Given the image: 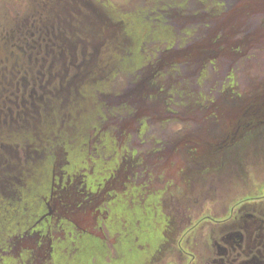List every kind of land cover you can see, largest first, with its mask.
<instances>
[{
  "label": "rangeland",
  "instance_id": "obj_1",
  "mask_svg": "<svg viewBox=\"0 0 264 264\" xmlns=\"http://www.w3.org/2000/svg\"><path fill=\"white\" fill-rule=\"evenodd\" d=\"M74 1L78 4L73 5ZM92 1L93 4H91V0H0V99L7 96L12 98L20 96L17 100L18 105L23 104V102L27 103L32 110H38L37 106L41 107L39 109L40 119L46 120L48 110L45 112V108L48 107L46 102L48 99L54 97L53 102L57 104L61 100L72 96L71 94L77 91V87L79 88L78 91H80L83 85L87 84L90 79H95V76L104 77V73L102 76L100 75L101 71H99V68L104 66V63L106 64V61L117 51V45L121 42L124 35L122 33L121 19L111 15L112 13L107 11L108 8L131 17V19H128L129 24L132 19L137 18L141 14L142 23L146 27H152L153 31L163 29L166 33L171 34V36L179 34L182 30H191L192 35H190V38H187L185 43L177 44V42L168 52H165L168 46L163 45L161 47L165 55L158 56L157 68L160 72L155 71L156 76L152 73L150 74V77L156 78L152 81L167 82L166 77L162 76L163 72L167 69L165 61L167 63H184L186 66L196 63L199 64L198 67H206L208 71V76L203 81V84L194 87L197 93H203L207 97H210L209 94L218 86L220 78L225 76L227 72H230L229 70L234 69L236 71L235 75L239 91L248 97L254 92L253 96L256 95L257 97L259 95L260 97L262 95L260 93L264 90V28L261 25H257L260 20L264 19V0H215L222 2L223 5L225 4L222 8L224 10L220 9L218 11L214 9V14L217 15L211 18L202 16V12L206 9L204 7H200L199 9V0H179L180 7L175 5L170 7L164 6V2L167 0H157L154 2H151V0ZM181 5L183 8H181ZM221 6L219 5L217 9L221 8ZM92 7L100 9L98 13H103V19L105 20L103 22L107 23L108 28L104 27L103 30H99L97 32L99 36L91 35L93 36L91 39L90 36H85V32L80 33L72 26L69 28L71 31H67L66 35L76 39V41L72 40L60 46L62 43L61 37L57 31L55 34L53 33L52 25L56 28L64 26L65 22L63 20L66 21V24H78V19L85 13L92 14ZM70 9H74V12L70 11ZM75 12L77 14H74ZM93 13V16L97 15L95 8L93 9ZM164 17H166L167 25L164 23ZM247 18H251V21L256 22V27L252 28L253 24L251 25ZM46 28H50V32ZM39 37H41L40 40L38 39ZM151 38L152 36L148 37L149 40ZM25 40L27 41L25 42ZM148 47L150 48V46ZM240 47L241 52H239ZM19 56L21 59H19ZM53 56L58 58L54 63ZM38 57L40 58L39 61H37ZM44 57L46 61H43ZM41 68L46 74L44 79L36 77V72H38V69L41 70ZM27 70H29V73H26ZM145 71L148 75L149 70ZM152 71L150 70V72ZM50 72L53 74L51 75ZM109 77L110 75L105 79L107 84L111 80ZM135 78L134 74L126 76L122 74L114 77L110 81L111 84L107 85L103 93L97 94L91 100L83 98L84 108L82 107V100L80 106L79 103L73 105L74 108L75 106L78 107L76 113L80 114L82 109L84 110L86 107L87 109L84 111H89L93 108V111L91 110L93 118L91 124H96L99 123V117H95L94 112L101 109L107 111V108L118 102H126L129 105L134 102L135 106L132 113L127 111L128 109L126 111L118 110L116 116L110 115L108 117L110 119L103 126L105 128L113 127V134H116L117 137L122 136L127 141L130 131L135 129V127L137 128L140 122L146 121L148 125L146 126L144 139L149 135L160 136L171 143L170 146L167 145L164 149V151L166 150L165 157L171 155L170 150L172 151L173 146L178 143L175 148L176 151L173 154L179 156L183 152L195 150L194 152L196 153L192 154L196 155L195 161L209 168L210 164L208 160L212 158L209 153L214 148L209 147L206 142L213 141L212 133L217 134L218 131H210L211 121L218 120V122L223 123L220 126L221 133L226 134V131L233 133L236 131L237 120L241 119V116L238 118L237 116L241 113L242 108L240 109L239 105L235 108L233 106H226L223 98L216 100V104L204 102L201 105L199 103L201 107L206 106V109L197 108L199 104H196V102H203L202 100H197L194 101L191 108L183 112L182 116L184 119L175 118L176 120H172L171 118H167L164 120L162 119L165 116L163 112L166 109L164 102L159 103L160 101H157L155 103L150 97H145L147 93L150 96L153 93L149 89V83L152 81L143 77L144 79H142L140 84L134 85ZM56 85L59 86L58 90L53 91L54 95L49 94L48 92L53 90ZM42 87H45L44 91ZM56 93H59L57 97L55 96L57 95ZM22 95L25 96L23 99ZM260 100H264V95ZM13 106H16L15 102ZM97 106L100 107L98 108ZM51 107L52 104H50L48 109L53 111ZM1 109L7 110L6 107L1 108L0 106V115L5 113L4 111L2 113ZM7 111L17 120L14 116L15 112L18 111L16 107L14 108V112ZM33 113L35 112L33 111ZM213 114H216L217 119H213L215 118ZM233 115L234 117H232ZM80 121L82 119L79 120L78 116L77 120L72 121V124L79 126L78 123ZM230 121L234 123L233 127L228 126L230 125ZM21 123L20 120H17V127H14L17 129L21 128ZM164 125L169 128L167 132L166 127H163ZM12 128L8 121L0 119L1 134L4 133L6 137L5 129L13 130ZM85 132V135L90 137L88 146L84 145V148L89 153L86 158L88 166L87 164L83 165L87 167L80 168L77 172L71 171L70 174L75 173L73 182L69 181L67 175L64 174V168L60 166L59 159H56V165L52 172L55 176V182H53L54 196L56 199L62 200L60 204L62 206L58 204L59 208L55 211L64 220H67V217L71 218L74 221L75 227L80 230L82 228H92L93 224L90 221L95 212L91 204H84L82 202L81 207L78 209L74 208V204L78 203V200L81 199L78 196V192L80 191L79 189L84 187V177L82 176L88 171L94 170L98 156V153L92 150L94 139L91 137L94 135L90 133V128L86 129ZM223 138L221 137V139ZM45 145L47 146L46 148L51 147L47 143ZM144 146L140 147V151L147 153L149 147L146 148L147 145ZM10 148L8 146L7 156L13 160L20 157L21 159L18 162L22 167H25L29 149L19 150L16 147L14 149L13 147ZM1 149L5 152L3 148ZM92 152L94 153L91 154ZM244 152L239 159H230L227 168L217 172L218 175H199L197 176L198 181L194 182L191 172L187 169L191 168V164H187L182 159H179L182 165L180 169L183 170L182 179L186 180H184L185 184L181 187V177L175 176L173 181L175 189L169 191L171 193L170 198L172 200L182 199L184 205L188 203L189 198L192 196L199 199L198 203L204 197L210 196L212 198L210 201L205 202L204 205L197 204L192 206L193 209L189 213L191 216L193 215L192 218L196 215L199 217L203 216L197 222L194 220L196 218H194L187 225V229L193 225L196 226L192 231L194 234L198 232L200 241L205 240L203 236L206 237V232L203 231L209 228L207 224V221H209L207 220L209 219L208 217L211 216L212 218V216H216L217 219H223L231 210L229 205L235 204L238 199L241 200L248 196L250 197L249 203L253 207L257 204L256 206L262 207L264 210V138L252 144ZM56 153L60 156L62 155L59 152ZM148 157L149 153L143 155L144 159ZM162 161V163H165L164 160ZM152 162L154 163V160ZM127 166V164L121 165L122 169L119 170L121 172H118V178L110 180L104 189L109 188L122 193L120 190L121 183L126 184L129 182L126 179L130 173ZM145 168L144 165L141 166V169ZM152 171L156 173V168H152ZM212 178L215 179L213 180ZM176 183L178 184L176 185ZM256 185H258L259 189L256 188ZM202 190L203 194L201 193ZM172 193H174V196H172ZM99 197H96L97 199L92 204L99 200ZM225 199H228V204H226ZM50 203L54 204L51 200ZM1 213L0 218L2 216ZM183 223L179 222V225L181 226ZM50 225L51 232L61 231V228L55 227L53 222H50ZM184 225L186 224L184 223ZM202 225L204 228L199 227ZM36 226L39 228L41 224H37ZM6 237L7 234L4 238ZM4 238L2 237V239ZM12 238V240L10 238L7 239V245L11 247V254L8 255L10 259H13L12 257L19 245V236L15 234L12 235ZM28 239L26 238V242ZM220 242L224 245L222 241ZM27 244L31 247L33 255L36 257L43 253V249L38 248L36 245L34 246V243L27 242ZM43 244V248H47L46 241ZM4 251L5 248L2 249L0 247V255ZM173 260L180 263V260L177 258ZM186 261L187 259L184 262ZM0 262L2 261L0 260Z\"/></svg>",
  "mask_w": 264,
  "mask_h": 264
},
{
  "label": "flooded vegetation",
  "instance_id": "obj_2",
  "mask_svg": "<svg viewBox=\"0 0 264 264\" xmlns=\"http://www.w3.org/2000/svg\"><path fill=\"white\" fill-rule=\"evenodd\" d=\"M77 4L76 1L73 2V5ZM91 4H93L92 0ZM94 8L97 10V15L95 16H93ZM91 10L92 14L89 15V13H85L80 19H78V24H66V21L63 20L65 22L64 26H58V28H56L52 25L53 33L55 34L57 31L58 35L61 37L62 45L71 42L72 40H74V42L76 41V39L72 37L70 38L66 35L67 31H71L69 28L72 26L80 33L85 32L86 34L87 24L94 25L91 28V33L93 35H98L97 32L100 29L96 27L98 26V19H101L102 12L98 13L100 11L98 7H92ZM70 11L74 12V9H70ZM74 14L77 13L75 12ZM93 20H95L96 23L91 22ZM46 30L50 32V28H46ZM38 39L40 40L41 37ZM26 41L27 40H25V42ZM19 59H21L20 56ZM57 59L56 56H53V63L56 62ZM39 60L40 58L38 57L37 61ZM43 61H46L45 57L43 58ZM42 68L44 69L43 66ZM42 68L41 70L38 69V72H36L37 78H45L46 74ZM26 73H29V70H27ZM50 74L52 75L53 73L50 72ZM40 83L42 84V82ZM40 83L39 85H41ZM44 88L45 87H42V90ZM58 88L59 86L56 85L54 86V89L48 93L54 95L53 91L58 90ZM235 89H233L232 92H228V89L220 86L219 89L214 88L211 92V97L209 99L211 104H216V100L223 98L226 106H233L235 108L239 105L240 109H242L241 113L237 116V118L241 116V119L237 120L236 131L233 133H228L226 131V134H223L221 133L220 127L223 123L216 120L212 121L214 123L213 125L211 122L210 131H218L217 134L212 133L213 141L206 142L210 147L215 149L209 153V155L212 156V158L208 160L210 165L218 164L222 158L225 160L228 159L229 162L230 159H239L245 152H238V141L251 140L253 134L258 135L261 132V127L264 124V100H260L264 95V90L260 93L262 94L260 97L259 95H257V97L256 95L253 96L255 92L248 97L239 91L238 88ZM24 97L25 96L22 95V99ZM19 98L20 96L15 98L7 96L2 99L5 101L9 100L10 102H4L3 107H6L7 110L14 112L15 107L18 109L15 114L19 117L18 120L22 122L20 137L13 138L15 139L14 145L17 149L21 150L24 149L21 140L25 138L24 135L28 134L27 132L29 129L27 126L32 124H30L27 118L32 115L31 112H38L39 106H37V111L30 109L28 104L24 102L23 104L18 105L17 100ZM53 98L54 97L49 99L52 107L54 103ZM15 101L17 103L14 107L13 103ZM50 104H48V107ZM7 110L6 112L8 113ZM1 112H3V110ZM7 113H5V115ZM215 115L216 114H213V117H215L213 119H217ZM232 117H234V115ZM228 126L233 127L234 123L230 121V125ZM99 127L97 128V131L94 132L99 131L96 138L98 139L100 136L97 141L100 149H93L92 147V150H94L95 153H98L97 159L100 160V164L97 168L94 167V170L88 171L84 175V187L79 189L80 191L78 192V196L81 199L78 200V203L74 204V208L76 209L81 207L82 202L84 204H91V207L95 212L90 221V223L93 224L91 228L92 230L86 228L80 230L75 227L74 221L71 218L67 217V220H64L61 216L57 215L55 210L59 208L58 204L60 205L62 200H58L54 196L55 191L53 189V182H55V176L53 174L49 195L48 197L41 199V202L37 207V212L32 215L34 219L26 221V223L18 226L13 232L19 236V245L16 248V253H14L12 257L13 259H10L8 256L11 254V247L7 245V241H4L3 244L5 246V251L2 253L3 257H1L0 260L5 262H0V264H67L64 260L62 262L53 261L54 252L57 251L58 253H62V256H64L65 259V254L69 256H83L89 249L95 251L94 253H96L97 256L100 254L102 257H105L104 259H109V261H107L109 264H112V261L110 262L112 259L115 260L113 264H124L126 261L128 264H264V210L262 207L259 208L256 206L257 204L253 207V205L249 203L250 197L248 196L241 200L238 199L233 205H229L231 210L223 219H217L216 216H212V220L211 216L208 217L209 219L207 220L209 221H207V224L209 228L203 231L206 232V237L203 236L205 238L204 241H200L201 239L198 232L195 234L193 233L192 229L196 227L195 225L187 229V225H189L194 218H196L194 219L196 222L200 218H203V216L199 217L197 215L192 218L193 215L191 216V214H189L193 209L192 206L197 204L204 205L205 202L212 199L210 196L204 198L202 196L203 200H200V203H198L199 199L192 196L189 198L188 203L184 205L182 199L172 200L170 198L171 193H169V191L175 189L173 185L175 176L181 177V187L185 184L184 180H186L182 179L183 170L180 169L182 165L179 162V159H182L187 164H191V168L187 169L191 172L193 182L198 181L197 176L200 175V167L197 166L199 162L195 161L196 155H192L196 153L194 150L180 154L176 162L177 166L173 168L171 172L158 173L155 175L157 176L156 180H158V183L154 182V186L145 187V191L142 192L143 195L145 192V194H149L152 197H150L152 202L148 204V207H145L146 215L149 217L147 228L144 229V231H146L147 241L141 246L140 244L137 245L136 240L132 238L131 234L135 233L132 226L137 228L138 223H132V226L130 227H127L126 223L127 219L132 217L130 210L136 208V195L138 196L139 193L136 191L133 192V187L138 186V183H135L136 181L134 178L136 173L141 170V166L137 170L135 169L136 164L134 157H136V153L134 152V149H131L130 152H128V148L121 147V144L124 142L126 143L134 140L133 134L135 129L133 131L131 130L132 134L130 131V136L127 141L123 139L124 137L117 138L120 144L117 145L118 148L116 149L110 136L108 138L107 135L101 134L105 130V127ZM168 129L169 128L166 127V132ZM21 132H24L23 136H21ZM239 132L241 134L238 138L237 136ZM144 134L145 133L142 132L140 135L145 137ZM35 136V140L39 138V135ZM149 137H152V135H149ZM169 137L172 139L171 136ZM221 137L224 138L221 139ZM235 139L236 141H234ZM226 142L229 144V149L225 152L220 151L219 149L222 148L223 143ZM45 143L50 145L49 141H45ZM8 145L13 147V144L10 145L1 141L0 148L5 150V147H8ZM177 145L178 143L173 146V149H175ZM33 146V144H28L27 148L32 149ZM134 146H136L135 140L132 141V146L130 147L134 148ZM37 147L39 148V146ZM35 151L34 153L36 155H39L41 152L38 150ZM93 153L94 152L91 154ZM6 154L7 148L5 152L0 151V156H5ZM43 158L44 156H42V159ZM125 164L128 165L127 168L130 170L129 175L126 177L129 182L126 184L121 183L120 190L125 191L126 189H130L132 192L126 195L120 194V191L117 192V190L114 191L109 188L104 189L105 185L110 180L118 178V172H121L119 170L122 169L121 165ZM60 166H62V163H60ZM216 170V167H211L208 174L213 175ZM66 175L68 180L73 182L75 173H67ZM202 175L204 174L202 173ZM212 179L214 180L215 178ZM177 184L178 183H176V185ZM256 188L259 189L258 185H256ZM185 190L187 191V189ZM201 193L203 194V190ZM98 196H100L99 200L92 204ZM172 196H174V193H172ZM229 197L231 199L230 195ZM143 198H141L142 203H145ZM50 200L53 201L54 204L50 203ZM225 201L226 204H228V199H225ZM50 222H53L55 227L61 228V231L51 232ZM179 222H184L186 225L183 223L180 226ZM37 224H41V226L38 228L36 226ZM199 227L204 228L203 225ZM130 228L133 230L128 232L125 231ZM31 236L32 239H30ZM26 238H29L27 242L34 243V246L36 245L38 248L43 249V253L40 256L36 257L33 255V251L27 244ZM45 241L47 243V248H43L42 246ZM220 241H222L224 245L221 244ZM141 250L144 251L143 257H137V253H142ZM174 258L179 259L180 263L174 261ZM185 259H187L186 262H184Z\"/></svg>",
  "mask_w": 264,
  "mask_h": 264
},
{
  "label": "trees",
  "instance_id": "obj_3",
  "mask_svg": "<svg viewBox=\"0 0 264 264\" xmlns=\"http://www.w3.org/2000/svg\"><path fill=\"white\" fill-rule=\"evenodd\" d=\"M154 1L157 0H151V2ZM198 2L199 9L200 7H204L206 9L202 12V16L205 18H211L217 15L214 14V9L218 11H220V9L224 10L222 8L225 4L223 5L222 2H218L215 0H199ZM164 3V6L166 7H170L172 5L180 7L179 0H167ZM219 5L222 6L221 8L217 9ZM181 8H183L182 5ZM107 11L109 13H112L111 15H114L115 18L121 19L123 28L122 33L124 35L121 39V42L117 45V51L114 52L112 56L106 61V64L104 63V66L99 68V71H101L100 75L102 76V74L104 73V77L100 78L99 75L95 76L96 78L93 80L90 79L87 84L83 85L80 91H78L79 88L77 87V91L71 94L72 96L61 100L57 104H53V107L51 108L54 111H51L46 106L47 108H45V112L48 110V117L46 118V120H43V118L40 119L38 110V112L34 111V115L33 112H31L32 115L27 118L30 124L32 123L31 125L27 126V128L29 129V131L27 132L28 134H26L25 132L26 135H24V132H21V136H25L24 139L21 138V142L23 143L22 146H24V149H27L28 144L34 145L32 149L28 148L29 154L26 156L25 167H22L19 164L18 161H20V157L14 158L13 160L9 156H7V154L5 156H0V212H2V216L0 218V247L2 249L5 248L3 244L4 239L5 241H7L8 238L12 240V235L15 234L13 232L16 230V228L26 223V221L34 219L32 215L37 212V207L38 204L41 202V199H43L44 197H48L53 176L52 172L54 170V166L56 165V159H59V162L62 163V166L64 168V174L71 173L72 170H74V172H77L80 168L87 167L88 164L86 158L89 153L88 150L84 148V145H86V147L88 146L90 142V137L85 135L86 129L90 128V133L94 135L91 137L92 139H94L95 142L93 145V149H100L99 144L97 142L100 136L98 137V139L96 138L99 131H94H97V128L99 126H103L104 124H106L107 120L110 119L108 118L110 117V115L115 117L118 110L126 111L128 109L127 111L132 113L134 111L135 106L134 102H132L130 105L126 102H118L114 105L110 104L111 107L107 108V111H103L101 109L99 111L94 112L95 117H99V123L91 124L93 120L91 116L93 108L91 109L92 111H84L87 109L86 107L84 110L82 109V112L79 114L76 113L78 107L75 106L74 108L73 105L79 103L80 106L82 100V107L84 108L83 98L91 100L92 98H94V96L96 97L97 94L103 93L107 85L111 84L110 81H112L114 77L118 75L123 74L126 76L134 74L136 77L134 85L140 84V82L144 78L149 79L151 81L155 80L156 78L150 77V74L152 73L154 76H156L157 74L155 73V71L160 72L157 68L158 56L165 55L164 53L171 50V47L173 45H176L177 42V44L185 43L187 38H190V35H192L190 29L182 30L179 32V34L176 31L177 34L175 36H171V34L166 33L163 29H156V31L154 30V32L152 30V27H146L142 23L143 19H141V14L137 16V18L132 19L131 23L129 24L128 19H131V17H128V15L120 14L114 11L113 9L111 10L110 8H108ZM247 20L251 25L253 24L251 26L252 28L256 27V22L251 21V18H247ZM103 21L105 20L103 19L102 13L101 19H98V26L96 28H99L100 30H103L104 27L108 28L107 23ZM91 22L96 23L95 20ZM166 22V17H164V23L167 25ZM259 25L264 28V19L259 21L257 26ZM92 26L94 25L87 24L85 34L86 37L90 36L91 39L93 37L91 36L93 35L91 33ZM150 36H152V38L149 40L148 37ZM60 45L62 46V43ZM163 45L168 46V49L165 52L163 51V49H161ZM148 46H150V48ZM240 49L241 47L239 48V52H241ZM151 52L153 53L150 54ZM164 63L167 69L163 72L162 76L166 77L167 82L164 83L163 81L161 82L158 79L157 80L159 82L152 81L151 83H149L150 87H148L151 91H153V93L151 94V96L148 95V93L145 96L150 97L155 103L157 101H160L159 103L164 102L166 109L163 112L165 116H163L162 119H184V117L182 116L183 112L191 108L193 106L194 101L197 100H202L203 102H196V104L200 103L202 105V103L204 102L210 104L209 99L211 97V93L209 94L210 97H207L203 93L195 92L194 89L195 86H201L203 84V81L206 80L208 76V71L206 67H198L199 64L196 63H192L188 66L184 65V63H167L166 61ZM147 69L149 70L148 75L145 71ZM150 70L153 71L150 72ZM229 71L230 72H227L225 76H222V78H220V82L218 86L215 87V89H219L221 86L222 88L228 89V92H232L233 89L237 88V82L235 79L236 71L234 69ZM109 75V79L111 80H109V83L107 84V82H105V79ZM56 94L57 95L55 96L57 97L59 93ZM4 102L10 103L9 100L5 101L3 99H0L1 108H3ZM46 102L47 105L51 103L49 99ZM15 103L17 102L15 101ZM200 104L197 106V108L206 109V106L201 107ZM97 107L99 108L100 106ZM40 108L41 107H39V109ZM5 113H7L6 110ZM5 113L0 115V119H5L6 122L8 121L10 123V126L13 127V130L5 129V133L7 134L6 137L4 136V133L1 134L2 131H0V144L1 141L10 145L13 144L14 149L16 146L14 145L15 139L13 137H20V128H15L17 127L16 125L19 117L14 114V116L17 118L16 120L14 117H12V115H10L9 112L6 115ZM78 116L79 120L82 119V121H80V123L77 122L79 126H75L72 124V121L77 120ZM147 125L148 122L143 121L139 123V126L137 128L135 127L133 139L135 140L137 147H130L132 146V141L134 140L121 144L122 148H128V152H130L131 149H134V152L136 153V157H134L136 170L142 165L146 167L145 169H141L140 171H138L135 175V183H139L138 186L133 187V192L136 191L137 193H139V197L135 194L137 202L135 203L136 208L130 210L132 217L127 219L126 223L127 227L132 226V223H138L137 228L135 226H132L135 230V233L131 234V236L136 240V244H140V246L147 241L146 231H144V229L147 228L149 217L146 215L145 207H148V204L152 202V197L149 194H145V192L143 195L142 192L145 191L146 186H154V182L158 183V180H156L157 176H155V174L157 175L160 172H171V170L177 166L176 162L178 157L176 156V154H173L176 151L175 149H173L172 151L170 150L171 155L165 157L166 150L164 151V149L167 145H171L170 142L164 140L159 136H147V138L144 139V137L140 135L142 132L146 133ZM163 127L166 126L164 125ZM261 128V132L258 135L253 134L251 140L238 141V152L243 153L252 144L257 143V141H260L261 138H264V124ZM112 129L113 127L111 126L107 127L101 134L107 135L108 138L110 136V139L113 140L115 148L117 149V145L120 144L117 138H122V136L117 137L116 134H113L114 132L112 131ZM240 134L241 133L239 132L237 136L238 138ZM35 135H39V138L36 140ZM33 138L35 141L33 140ZM236 139L234 141H236ZM45 141H49L51 147L46 148L47 146L45 145ZM144 145H147L146 148L149 147L147 152L149 153V157L145 159L143 158V155L147 153L140 151V147H145ZM37 146H39V148ZM228 149L229 144L226 142L223 143L222 148H220L219 150L225 152ZM35 150L41 151L39 155H36L34 153ZM0 151L3 152L1 148ZM56 152H59V154L61 153L62 155L60 156ZM42 156H44L43 159ZM152 160H154V163L152 162ZM162 160H164L165 163H162ZM228 163V159L225 160L222 158L221 161L218 162V164L210 165L209 168L204 167V165L202 164H199L197 166L200 167V175H202V173L204 175H208L209 169L211 167H216L217 170L215 171V173H213V175L215 176L216 174L218 175L217 172L225 170L227 168ZM86 164L87 166H83ZM99 164L100 160L97 159L95 168H97ZM152 168H156V173L152 171ZM142 176L144 177L142 178ZM131 192L132 191H130V189H126L125 191L122 190V193L120 194L128 195ZM141 198L144 199L145 203H142ZM133 229L130 228L125 231L128 232L132 231ZM6 234L7 237L4 238ZM2 237L4 239H2ZM30 239H32V236L30 237ZM94 252L95 251H92V249H89L87 253H85L83 256H69L65 254L64 259L62 253H58L56 251L54 252L53 261L62 262L64 260L67 264H106L107 261H109V259H104L105 257H102V255L100 254L97 256ZM141 252L142 253H137V257H143L144 251L141 250ZM1 257H3L2 253L0 255V258ZM110 262L113 264L115 260L112 259L110 260ZM124 264H128L127 261Z\"/></svg>",
  "mask_w": 264,
  "mask_h": 264
}]
</instances>
